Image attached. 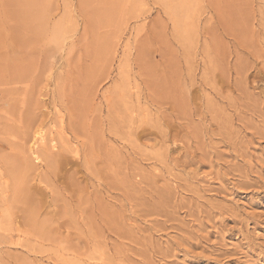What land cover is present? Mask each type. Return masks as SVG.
<instances>
[{
  "label": "rangeland",
  "instance_id": "1",
  "mask_svg": "<svg viewBox=\"0 0 264 264\" xmlns=\"http://www.w3.org/2000/svg\"><path fill=\"white\" fill-rule=\"evenodd\" d=\"M0 264H264V0H0Z\"/></svg>",
  "mask_w": 264,
  "mask_h": 264
},
{
  "label": "bare ground",
  "instance_id": "2",
  "mask_svg": "<svg viewBox=\"0 0 264 264\" xmlns=\"http://www.w3.org/2000/svg\"><path fill=\"white\" fill-rule=\"evenodd\" d=\"M177 9H178V8H177ZM38 133H39V132H38ZM39 134H40V133H39ZM40 135H41V134H40ZM39 138H40V139H42V138H43V136L41 135V136H39Z\"/></svg>",
  "mask_w": 264,
  "mask_h": 264
}]
</instances>
